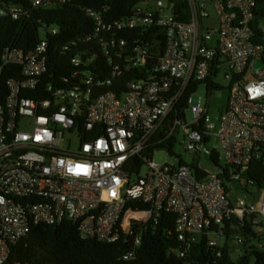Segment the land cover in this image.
Instances as JSON below:
<instances>
[{
	"label": "built area",
	"instance_id": "2783aa9c",
	"mask_svg": "<svg viewBox=\"0 0 264 264\" xmlns=\"http://www.w3.org/2000/svg\"><path fill=\"white\" fill-rule=\"evenodd\" d=\"M51 1L35 0L33 6ZM154 1V8L138 5L131 16L113 24L105 23L99 14H89L97 33L155 28L163 34L164 51L153 63L152 57L160 55L154 54V44H132L127 69L150 66L152 74L128 82L123 91L100 90L113 86L120 76L118 66L110 78L96 83L93 74H85V87L45 84L46 37L27 52L11 48L4 53L0 80L4 66H19L20 76L7 81L6 92L0 90V264H7L10 247L24 239L31 226L67 220L78 225L83 240L114 241L129 201L147 204L148 209L126 214L124 220L129 217V221L123 229L127 234L133 225L140 228L156 222L161 211L177 216L175 233L181 248L175 253L179 257H185L204 235L218 257L225 249L236 258L264 252V189L241 180L235 172L246 169L253 159L264 164V44L256 38L264 35V20L254 24L257 0L201 4L182 0L185 21L177 11L174 15L173 2ZM207 2L214 6L218 29L201 34V21L211 19ZM21 12L17 7L0 8L1 16L9 14L13 19ZM48 31L58 33L56 27ZM125 44L119 42L120 47ZM259 60H263L261 68ZM72 63L81 62L75 57ZM221 76L229 83V96L218 117L209 114L207 102L195 103L196 91L187 99L193 119H175L165 127L192 80L211 78L220 86ZM162 129L165 139L182 135L173 149L175 155L188 154L206 162L216 153L218 166L208 163L211 171L201 179L186 162L157 166L151 159L145 177L132 182L129 164L144 159V149ZM66 135L77 140L76 147ZM213 138L218 144L210 148ZM225 167L234 169L231 182L222 178ZM234 184L242 190L246 187L253 200L233 201ZM260 192L263 196L257 203L255 193ZM139 242L137 237L135 246Z\"/></svg>",
	"mask_w": 264,
	"mask_h": 264
},
{
	"label": "trees",
	"instance_id": "16d2710c",
	"mask_svg": "<svg viewBox=\"0 0 264 264\" xmlns=\"http://www.w3.org/2000/svg\"><path fill=\"white\" fill-rule=\"evenodd\" d=\"M34 1L0 0V8L17 7L22 11L16 19L9 14L0 15V64L7 50L15 48L24 52L29 51L39 40L41 31H45L49 44L48 70L43 76L45 84L85 87L83 84L85 74H93L96 83L110 78L114 67L118 66L120 76L114 79L113 86L100 90L123 91L128 82L147 79L152 74L150 66L127 69V58L131 55L134 42H142L150 46L154 44V54L160 55L153 56L152 63L160 59L164 51L163 34L161 32L158 34L155 28L122 30L112 28L110 31L97 33L96 21L89 15L99 14L105 23L113 24L131 16L136 7L147 0H52L50 4L33 6ZM168 1L173 2L174 15L177 11L180 20L185 21L183 1ZM253 15L255 25L264 20V0H257ZM52 27L58 29L57 35L49 34L48 29ZM256 38L260 44H264V35L259 33ZM121 40L126 42L124 47L119 46ZM73 42H76L74 46L63 50ZM75 57L80 59L79 65L72 63ZM75 72L78 73L77 76H74ZM2 74L0 90L6 92L7 81L11 77L20 76V67L4 66ZM200 85L206 86L207 99L213 90L221 89V86L215 84L211 78L203 82L192 80L174 111L165 121V127L175 119L184 120L188 111L187 99ZM30 96L37 97L34 93ZM195 128L203 132L202 128ZM176 143V137L165 139L163 129L160 130L144 149L142 154L144 159H137L134 164H129L127 171L130 176L138 175L141 168L147 165L157 151L165 150L170 156L181 157L174 154ZM180 162L184 161L180 160ZM207 162L218 166L217 154L213 153ZM190 167L195 175L205 179L206 171L199 167L198 160H193ZM231 170L234 169L224 168L222 178L227 182H231L229 179ZM235 172L241 180L253 181L257 188L264 189V164L260 159H253L246 169H237ZM243 188L241 190L247 192V188ZM147 209L148 205L139 201L127 202L114 241L83 240L78 225L67 220L55 225L31 226L28 235L10 247L7 264H264L263 251L247 252L236 258L225 249L222 256L218 257L216 248L208 246L207 235L203 236L200 243L192 246L185 257L177 256L175 252L181 248L175 233L177 216L164 211H161L156 222L149 221L140 228L133 225L132 233H125L122 224L126 214L130 211ZM211 231L210 229L209 232ZM137 237L140 238V242L135 246ZM128 254L130 256L125 258Z\"/></svg>",
	"mask_w": 264,
	"mask_h": 264
},
{
	"label": "rangeland",
	"instance_id": "374dc122",
	"mask_svg": "<svg viewBox=\"0 0 264 264\" xmlns=\"http://www.w3.org/2000/svg\"><path fill=\"white\" fill-rule=\"evenodd\" d=\"M203 1L205 0H196L198 4H201ZM154 6H155L154 0H147L140 4L141 8H154ZM206 11L210 14L211 19L201 21L200 26H199L201 34L207 33L209 29H215V30L218 29V23L216 20V12H215L214 6L210 2H207L206 4ZM44 37H45V31H41L40 38H44ZM219 84L221 86V89L213 90L211 94L209 95L207 101H206V97H207L208 92H207V88L205 85H200L197 89V92L193 95L195 103H197L199 100L202 105H205V103L207 102L208 112L212 116V118H216L222 113L223 108L229 96V83L224 79L223 76L219 77ZM122 98H124V96ZM192 119H193L192 114L190 113V111H187L186 121L190 122ZM65 138L66 140L68 139L71 140L72 148L77 146L78 142L75 138H72L69 135H66ZM176 138L178 139V141H180L182 139V135L181 134L176 135ZM217 144H218L217 140L213 138L211 142L208 144V147L211 148L213 145H217ZM180 160L186 162L187 164H190L193 162V156L188 155V154H184L181 157L170 156L167 153V151L161 150V151L155 152L152 157V161L157 166H163L165 164L172 165V166H178ZM199 166L206 172L211 171V167L207 161L206 162L204 160L200 161ZM147 171H148V166L144 165L141 168V171L138 175L134 174L131 177V181L132 182L136 181L138 177H142V178L145 177V175L147 174ZM244 184L245 183L242 182V186H244ZM232 188H233V191H232L231 198L233 201H237L240 198H245L249 201L253 200L252 195L250 196L249 193L247 194L244 191H242L238 184H234ZM251 192L254 193L255 191L251 190ZM255 194H256L255 202L258 203L263 196V192L255 193ZM128 221H129V217H126L123 223L124 229L127 228Z\"/></svg>",
	"mask_w": 264,
	"mask_h": 264
},
{
	"label": "water",
	"instance_id": "95a60500",
	"mask_svg": "<svg viewBox=\"0 0 264 264\" xmlns=\"http://www.w3.org/2000/svg\"><path fill=\"white\" fill-rule=\"evenodd\" d=\"M263 66V60H259L258 61V64H257V67L258 68H261Z\"/></svg>",
	"mask_w": 264,
	"mask_h": 264
},
{
	"label": "clouds",
	"instance_id": "9594fccd",
	"mask_svg": "<svg viewBox=\"0 0 264 264\" xmlns=\"http://www.w3.org/2000/svg\"><path fill=\"white\" fill-rule=\"evenodd\" d=\"M258 91V90H257Z\"/></svg>",
	"mask_w": 264,
	"mask_h": 264
},
{
	"label": "crops",
	"instance_id": "0c3cea01",
	"mask_svg": "<svg viewBox=\"0 0 264 264\" xmlns=\"http://www.w3.org/2000/svg\"><path fill=\"white\" fill-rule=\"evenodd\" d=\"M224 109V108H223Z\"/></svg>",
	"mask_w": 264,
	"mask_h": 264
}]
</instances>
